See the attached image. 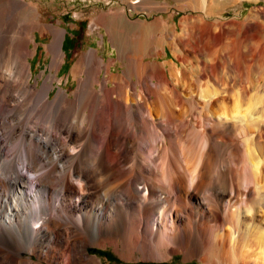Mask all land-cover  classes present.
Instances as JSON below:
<instances>
[{"label":"bare ground","instance_id":"bare-ground-1","mask_svg":"<svg viewBox=\"0 0 264 264\" xmlns=\"http://www.w3.org/2000/svg\"><path fill=\"white\" fill-rule=\"evenodd\" d=\"M8 1L21 19L0 44V264H102L91 249L110 246L128 264H264V41L217 34L215 0H198L190 34L103 14L125 69L102 78L90 50L73 95L51 97L65 31L50 26L56 74L32 83L37 6ZM167 47L176 60H146Z\"/></svg>","mask_w":264,"mask_h":264},{"label":"rangeland","instance_id":"rangeland-1","mask_svg":"<svg viewBox=\"0 0 264 264\" xmlns=\"http://www.w3.org/2000/svg\"><path fill=\"white\" fill-rule=\"evenodd\" d=\"M6 1L0 0V13L4 12L0 17L1 45L8 41L6 37L9 38V36L7 34L12 35L13 33L11 23L21 19V17H17L18 15L16 17L14 15L17 12L14 3L12 4L10 1L11 5H9V1ZM31 1L37 6L35 21L37 25H40L33 30L34 38L30 45L33 52V55L29 57L33 72L32 83L39 80L41 86L49 74H56V70L51 68L53 55L48 53V46L53 39L50 26H58L65 31L63 44L65 61L58 75L63 82L61 84L58 81L54 82L56 87L51 91V97L56 95L60 86L68 91L71 96L73 95L78 81L72 75V70L80 57L90 50H96L103 63L102 78L106 75L105 64L111 60H115L112 74L122 72L125 69L124 61L119 58L118 48L111 36L110 29L112 26L100 22L103 14L116 11L125 13L129 19V28L144 36H147L151 31L154 32L155 36H159L161 33L169 34L170 28L172 29L176 25L180 27L182 24L186 26V34H190L191 29L199 24L201 18L204 17V10L200 4L202 0L201 2L199 0L200 3L198 0ZM210 9L213 14L204 18L213 23L217 34L225 32L232 38L254 37L264 41V0H215ZM181 31L180 29V34H183ZM189 54L193 58L199 56L198 51H189ZM146 60L170 62L176 59L167 47L166 50L162 49L156 56H148ZM110 86H116L115 82H110ZM257 224L263 226L261 222H257ZM91 252L103 261L102 264H128L112 246L107 249L94 248L91 249ZM148 263L163 264L164 262H146L145 264ZM164 264L206 263L200 258L186 261L183 254H176L173 263L165 262Z\"/></svg>","mask_w":264,"mask_h":264}]
</instances>
